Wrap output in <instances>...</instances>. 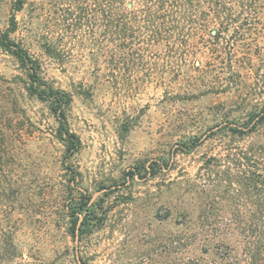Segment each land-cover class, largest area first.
<instances>
[{"label":"rangeland","instance_id":"rangeland-1","mask_svg":"<svg viewBox=\"0 0 264 264\" xmlns=\"http://www.w3.org/2000/svg\"><path fill=\"white\" fill-rule=\"evenodd\" d=\"M18 1L0 0V99L16 112L8 116L14 124L23 121L16 136L29 141L22 152L37 186L0 211V241L3 225L16 247L0 264L221 262L216 249L202 252L203 241L187 245L182 236L179 243L187 230L178 213L204 199L232 201L229 193L195 191L189 179L205 155L226 153L225 126L263 100L264 0H195L194 9L173 0H82L80 12L70 0H22L21 9ZM224 6L238 16L226 28L218 18ZM6 33L41 61L46 79L73 94L67 115L81 139L73 161L82 179L72 190L56 118L27 91L23 68L2 45ZM46 42L58 44L59 59L45 52ZM190 142L197 145L189 152ZM155 161L165 163L156 177L124 175ZM91 194L97 226L74 238L68 198Z\"/></svg>","mask_w":264,"mask_h":264},{"label":"trees","instance_id":"trees-1","mask_svg":"<svg viewBox=\"0 0 264 264\" xmlns=\"http://www.w3.org/2000/svg\"><path fill=\"white\" fill-rule=\"evenodd\" d=\"M70 1L76 4L77 12H80L82 0ZM130 1L133 0H106L110 6L130 3ZM167 1L160 0L159 4L163 5ZM173 1L193 9L197 6L195 0ZM196 1L199 3L198 0ZM214 2L219 5V1ZM23 4L24 2L19 0L17 8L21 9ZM222 10H225L224 15L221 14L218 18L222 20L226 28L227 24L236 20L238 16L228 11L226 6L222 7ZM73 15L75 21L78 22L81 17L80 13ZM12 24L15 28V18H12ZM220 34L221 29L219 28L212 35L219 37ZM9 38V34H4L2 45L18 59L23 68L27 77L25 85L27 91L47 102L50 112L56 118L58 125L55 136L65 147L62 164L66 171L67 185L71 188L73 182L82 179V173L73 161L80 149L81 139L70 128L67 115L73 101V94L56 87L51 80L46 79L42 74L41 61L34 57L28 49ZM44 48L51 58L61 57L58 44L46 42ZM258 84L260 87L263 85L259 81ZM1 101L0 99V211L9 202H20L24 197H28L30 191L37 186L35 182L37 179L30 175V167L27 166L30 155L22 152L23 146L27 147L29 141L21 142L16 136L24 129L23 121L20 118L18 121L15 120L14 124L11 115L16 112L11 108L13 111L10 109L8 114L7 107ZM235 121L232 126H225V130L230 132L232 137V142H224L226 153L222 156L205 155L196 178L189 179L195 191L214 192L216 196H219L220 192L229 193L232 195V201L223 204L215 197L183 208L178 215L180 224H186L187 231L180 233L178 241L181 244L182 236L189 242L187 245L203 241L201 250L205 254L208 253L210 247L216 249L217 257L221 262L212 261L213 264H264V97L261 102L251 105L244 119ZM222 139L224 138L220 137L221 141ZM184 144L188 146L189 143ZM196 145L197 143L191 144L190 142L187 150L190 152ZM163 163L155 161L148 165L142 162L134 169L125 172L124 175L132 180L137 177H156L163 172L165 168V163ZM15 165L18 166L17 172H15ZM91 200L92 194L88 195L86 200L72 195L68 198L70 202L68 207L72 212L70 229L74 238H82L85 233H90L97 226L94 222L90 223V220H92V215L98 214V202L90 204ZM229 207L232 208L231 215H222V209ZM169 210L171 212V209ZM84 211L89 212L82 216ZM193 215L197 216L193 217ZM1 232L3 239L0 241V262L9 253V249L16 248L11 233L6 231L3 225H1ZM209 236L215 241L206 244ZM202 261L203 256L196 259L188 257L181 258L179 261L176 259L173 264H202Z\"/></svg>","mask_w":264,"mask_h":264}]
</instances>
